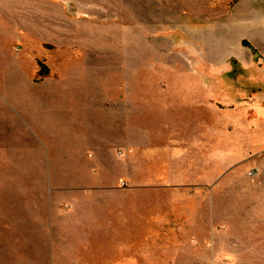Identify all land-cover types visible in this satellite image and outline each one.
Segmentation results:
<instances>
[{"label":"rangeland","instance_id":"obj_1","mask_svg":"<svg viewBox=\"0 0 264 264\" xmlns=\"http://www.w3.org/2000/svg\"><path fill=\"white\" fill-rule=\"evenodd\" d=\"M0 264H264V0H0Z\"/></svg>","mask_w":264,"mask_h":264},{"label":"trees","instance_id":"obj_2","mask_svg":"<svg viewBox=\"0 0 264 264\" xmlns=\"http://www.w3.org/2000/svg\"><path fill=\"white\" fill-rule=\"evenodd\" d=\"M243 43H244V45H248V43H247V42H245V41H244Z\"/></svg>","mask_w":264,"mask_h":264},{"label":"crops","instance_id":"obj_3","mask_svg":"<svg viewBox=\"0 0 264 264\" xmlns=\"http://www.w3.org/2000/svg\"><path fill=\"white\" fill-rule=\"evenodd\" d=\"M201 102L204 103V99H202Z\"/></svg>","mask_w":264,"mask_h":264}]
</instances>
